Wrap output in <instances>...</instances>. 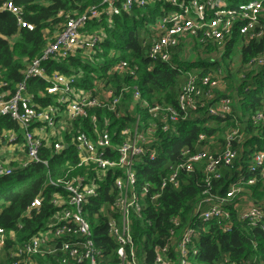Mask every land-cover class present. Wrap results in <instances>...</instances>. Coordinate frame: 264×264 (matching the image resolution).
Listing matches in <instances>:
<instances>
[{
	"label": "built area",
	"instance_id": "1",
	"mask_svg": "<svg viewBox=\"0 0 264 264\" xmlns=\"http://www.w3.org/2000/svg\"><path fill=\"white\" fill-rule=\"evenodd\" d=\"M153 1L159 3L160 18L143 42L146 58L152 64L149 70L158 62L178 68L173 58L180 49L182 55L186 54V42L192 53L196 47L224 51L234 33L244 45L264 40V5L259 0ZM149 2L103 0L100 7H92L81 16L67 15L56 36L28 63L23 81L14 89L0 67V119L17 124V131L3 130L0 134V177L33 164L49 169L46 153L60 157L68 152L61 157L68 168L59 178L48 181L49 186L57 188L51 197L56 211L45 226L22 242L14 231L0 228V255L8 253L10 264H189V256L199 250L193 247L197 224L218 221L223 232L230 233L235 222L242 220L249 228L260 227L264 232V206L244 197L245 186L255 185L254 180L232 183L225 195L212 193L221 179L222 167L235 162L238 148L245 141L240 126L211 137L200 135L198 144L204 143V148L183 149L179 160L167 166L159 184L140 182V170L157 162L163 152L162 136L179 137L181 126L201 111L221 120L232 114V98L218 95L224 91L222 69L203 75L201 67L184 72L179 68L184 84L175 104L168 100L151 104L146 99L139 84L141 66L133 61L120 59L103 74H86L81 68L70 69L71 75L49 72L51 63L63 62L80 51L91 64L102 61L95 55L104 52L107 38L98 32L89 33L90 21L100 22L105 17L109 23ZM0 11L13 14L20 29L33 30L24 21L23 10L11 2ZM63 16L60 12L59 17ZM182 55L181 62H196L184 60ZM263 66L264 50L244 68L253 71ZM245 70L238 75V82L244 79ZM32 80L48 83L39 94L48 100L46 106L30 92ZM135 110L136 117L126 125L127 113ZM251 121L255 127L264 128V111L254 113ZM252 165V170L264 179V152L254 154ZM197 169L203 174L204 198L196 203L185 225L179 218L172 220L168 244L155 248L153 262H147V254L139 257L135 223L143 222L145 210H157L166 191L179 189ZM239 197L244 203L236 201ZM44 200L40 193L24 216L39 212ZM146 223L152 224L151 220ZM102 229L115 244L111 251L97 241ZM223 264L245 263L226 259Z\"/></svg>",
	"mask_w": 264,
	"mask_h": 264
},
{
	"label": "trees",
	"instance_id": "2",
	"mask_svg": "<svg viewBox=\"0 0 264 264\" xmlns=\"http://www.w3.org/2000/svg\"><path fill=\"white\" fill-rule=\"evenodd\" d=\"M259 1L264 5V0ZM8 2L21 8L24 21L33 26L32 31L27 28L20 29L13 14L0 11V67L3 77L14 89L23 81V72L28 63L39 56L46 46L48 42L46 32L54 33L64 24L67 15L81 16L92 7H100L103 0H0V8ZM158 6V2L150 0L144 8H135L131 14L124 13L109 23L105 17H102L100 22L90 21L87 29L89 33L100 29L107 32L104 52L95 55L103 62L91 64L84 60L85 56L80 51L63 62L51 63L49 72L71 75L70 69L81 68L86 74L89 72L103 74L109 66L120 59L133 61L141 66L139 84L143 86L146 99L151 104L161 103L163 100L175 104L176 96L184 84V74L179 68L184 72L190 71L192 67H201L204 69L202 74L206 75L212 69H220L219 65L229 60L234 48L240 46L241 69L245 70L244 67L264 50V40L244 45L241 37L234 33L222 61L197 59L194 63L185 64L180 61L182 55L180 49L173 58L174 66L178 68L173 69L170 64L158 62L149 70L152 64L146 58L143 42L151 35L152 26L160 18ZM60 12L64 13L63 17H59ZM13 38H16V41L11 43ZM201 50L198 47L194 49L197 56ZM202 51L201 56L217 53L213 47H207ZM110 54L112 58L109 57ZM244 74V79L238 82L234 97H231L234 102L232 114L221 120L211 118L206 112L201 111L181 126L179 137L162 136L163 152L157 162L150 163L146 169L140 170L141 183L148 181L156 186L165 176L167 166L179 160L183 149L190 148L192 151L203 149L205 144H198L200 135L206 134L211 137L217 132L222 134L227 129L240 126L245 134V141L238 148L235 162L231 166L222 167L221 179L215 183L212 193L225 195L232 183L254 180L255 185L245 186L244 197L247 196L255 204L264 206V179L258 172L252 170L254 154L264 152V128L255 127L251 121L254 113L264 111V66L253 71L245 70ZM47 87L48 83L43 80H32L29 84L30 92L42 106H46L48 100L40 98L39 94ZM222 96L224 95H219ZM127 100L131 104V97ZM127 115L126 125H130L137 115V110L128 112ZM3 130L17 131V124L7 118H1L0 134ZM65 154L68 152H63L60 157H49V153H46L45 157L50 163L49 169L41 164H33L11 176L0 177V228L17 233L20 242L41 230L56 211L51 204V197L57 188L49 186L48 181L49 178H59L63 170L68 168L65 165L66 161L61 159ZM12 186H16V189H10ZM204 190L203 174L197 169L185 178L179 189L166 191L162 205L157 210L154 208L145 210L143 222L138 221L133 227L139 257L145 253L148 257L147 262H153L155 248L168 244L172 220L179 218L181 224L185 225L192 216L196 203L204 198ZM40 193L45 196L40 211H33L30 216H24ZM242 199L239 197L236 201L243 203ZM231 212L235 218L233 208ZM148 220H151V225L146 223ZM195 229L193 247L199 250L189 256V264H223L226 259L245 264H264V232L260 227L249 228L241 220L235 222L230 233L223 232L218 221L197 224ZM97 241L105 245L108 251L115 248V244L105 236L103 229ZM0 264H10L8 253L0 255Z\"/></svg>",
	"mask_w": 264,
	"mask_h": 264
},
{
	"label": "rangeland",
	"instance_id": "3",
	"mask_svg": "<svg viewBox=\"0 0 264 264\" xmlns=\"http://www.w3.org/2000/svg\"><path fill=\"white\" fill-rule=\"evenodd\" d=\"M229 4H233V1H229ZM148 16L150 17V13H148ZM100 33L102 35V38L105 37L107 35V32H105L104 29H100L99 31H95V33ZM58 33V29L55 30L54 33H50L49 31L46 32V36L48 40H52L56 34ZM15 39H11V43L15 42ZM188 50H192L191 46L189 45V42H186V49L185 52L186 54L182 55V59L184 60H202V59H206V60H219L222 61L223 59V55L225 54L226 49L220 52H217L215 54H212L211 56H206V55H202L201 53H203V51H199L200 52V56L195 53L194 49L192 51V53H190ZM240 46L234 48L233 50V55L232 57H230L229 60L222 62L219 66L220 69H222L224 71V78L222 80V85L224 87V91L223 93H218V95H224L227 97H234L235 95V89H237L238 87V75L241 73V63H240ZM91 57V56H89ZM15 181V180H14ZM13 188L14 190L16 189V186H12L10 187V189ZM243 202V201H242ZM241 203V202H240ZM244 203V202H243Z\"/></svg>",
	"mask_w": 264,
	"mask_h": 264
}]
</instances>
